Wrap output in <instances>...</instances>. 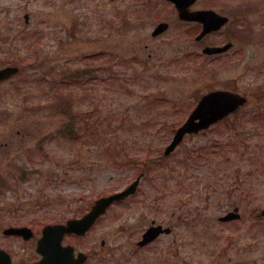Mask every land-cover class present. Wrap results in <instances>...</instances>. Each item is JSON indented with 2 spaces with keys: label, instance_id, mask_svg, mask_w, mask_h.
Returning a JSON list of instances; mask_svg holds the SVG:
<instances>
[{
  "label": "rangeland",
  "instance_id": "rangeland-1",
  "mask_svg": "<svg viewBox=\"0 0 264 264\" xmlns=\"http://www.w3.org/2000/svg\"><path fill=\"white\" fill-rule=\"evenodd\" d=\"M254 3V13L238 23L245 30L232 53L209 66L197 47L187 48L190 41L150 39V24L108 35V10L97 0H0L2 63L25 67L0 88L11 93L0 110L49 119L41 132L48 158L27 163L37 137L18 148L14 181L28 183L12 194L19 211L0 212V225L32 223L39 237L45 224L76 218L143 175L134 196L63 244L87 254L88 264H264V0ZM216 4L231 15L239 3ZM145 43L160 45L158 56L148 59ZM134 48L143 56L135 58L139 64L125 53ZM75 72L93 74L85 81ZM212 89L233 91L247 104L164 157L175 129ZM66 101L64 114L76 117L77 131L93 124L94 134L57 133L68 123L61 113ZM10 201L5 194L2 202ZM233 207L240 218L219 221ZM152 220L172 233L138 247ZM34 248L35 242L4 240L11 257L30 258Z\"/></svg>",
  "mask_w": 264,
  "mask_h": 264
},
{
  "label": "flooded vegetation",
  "instance_id": "flooded-vegetation-1",
  "mask_svg": "<svg viewBox=\"0 0 264 264\" xmlns=\"http://www.w3.org/2000/svg\"><path fill=\"white\" fill-rule=\"evenodd\" d=\"M182 1H185V3L188 4L186 10L189 13L188 15L200 17L199 20L196 18L188 20L181 19L175 0H97V3L99 8L108 10L110 19V21L108 20L107 24L108 35L113 34L115 30L130 31L136 29V27H144L150 24V39L155 40L172 35V38H165V40L171 43L172 41L180 42L181 40L190 41L188 43L189 47L187 48L190 49L191 44L194 45L193 48L197 47V52L199 54L202 52L203 57L206 58L204 64L209 66L216 65L217 62L220 63L232 53L233 48L236 47L237 44L236 35L239 31L245 30V27L241 28L238 23L243 24L244 19L242 16L245 12L254 13L256 9L253 7L255 5L254 0ZM229 1H234L237 4L239 3L237 7L231 6L234 7L233 12L231 11V15L226 13L223 8L224 5H221V7L216 4L217 2L226 4ZM116 12L117 15L115 18ZM201 12L204 13L201 14ZM235 15L236 22L233 23L235 20L232 19ZM24 16H26V19H24L25 22L28 23V14L24 13ZM204 18L206 21L205 25L202 22V19ZM222 18L227 19L224 24H221ZM203 29L208 31L203 36H200V33L203 31ZM229 30L231 31L228 32ZM263 31L264 29H262L261 34H264ZM240 34H242V32H240ZM179 35H181L182 38H180ZM262 37L264 36L262 35ZM257 39L259 40V38ZM143 48H147L149 50L146 57L148 59H152L158 56L157 53H159L158 49H160V45L153 43L149 45L145 43ZM194 52L195 49H193L190 53L193 55ZM125 53L127 57H130L133 60L140 56L143 57L139 52L137 53V49L135 48L133 50H128V52L126 51ZM2 55V50H0V69L15 65L19 67V61H9L12 63L8 62L3 64L1 59ZM135 63L139 64L136 60ZM18 75L19 72L5 81H0V88H2L4 85H10V83H12V81ZM8 94H6L4 90L2 91L0 89V105H3L4 96H7ZM30 117L31 115H21L18 112L14 114L6 112V114H4V112L0 110V205L2 206H0V212L2 216L5 214L7 215L9 212L14 214L19 211V204L14 203L12 194L16 191H19V189H17L18 184L28 183V181H14L16 176L19 174V160L17 155L19 146H22L23 143H26L28 139L37 137V141L31 147H28L29 150L26 152L25 157L27 163H34L33 159L40 156L48 158V155L43 153V146L48 142V135L45 137L47 132L45 134H41V132L44 131L45 128H48L49 119L46 117L44 120H47V123H39L36 120L30 119ZM28 170L30 169H27V171ZM139 186L140 185H138L137 190L140 188ZM5 194H8L10 196V200L12 201L9 203L2 202ZM132 196H129L124 201L128 200ZM31 202H34L33 199H31ZM118 203H115L114 205ZM233 210L239 211L238 207H233L230 211ZM151 224L161 225L160 223H156L154 220L151 221ZM24 226L30 227L34 232L32 223H27L26 225L24 224ZM170 230L171 232L165 236H169L172 233V229ZM162 236L164 235L161 234L157 239ZM5 239H14L31 244L35 242L36 246L38 237L35 235V232L34 238L29 241H23L19 237H5L3 235V226L0 225V249L4 250ZM39 259L40 256L35 252L34 248V256L25 259L11 257L10 262L11 264L33 263ZM3 261L4 259L0 258V264H2ZM87 261L83 264H88Z\"/></svg>",
  "mask_w": 264,
  "mask_h": 264
},
{
  "label": "water",
  "instance_id": "water-1",
  "mask_svg": "<svg viewBox=\"0 0 264 264\" xmlns=\"http://www.w3.org/2000/svg\"><path fill=\"white\" fill-rule=\"evenodd\" d=\"M175 2L181 19H200V17L188 15L189 13L186 11L188 4H186L185 1L175 0ZM203 13L204 12H201V14ZM226 21V18H222L221 24H224ZM202 22L204 25L206 24L205 18L202 19ZM207 31L208 30L205 29L203 34ZM12 71L13 69L10 68L0 71V79L6 78ZM245 102L246 99L244 97L228 91H212L204 95L198 102L196 108L191 112L186 122L176 131L171 143L165 149L164 155L170 154L177 145L181 143L186 134H195L200 130L208 128L228 114L236 111L238 107ZM137 181H139V178L125 190L97 199L91 209L79 219H70L64 224L46 225L43 228L41 238L37 241L36 247V251L41 255V260L34 264H82L86 256L79 253L75 258L73 248L71 246L62 245L63 237L66 234L83 236L91 228L95 220L106 211L110 204L122 200L135 192ZM261 215L264 216V209L261 211ZM238 218V214L230 213L221 217L220 220L228 221ZM162 231L160 226L148 229L143 235V240L139 245L154 240ZM164 231L169 232L168 229ZM4 234L21 236L24 240H28L33 236L30 229L25 227L7 228L4 230ZM0 258L7 260V262L3 264H10L9 255L2 250H0Z\"/></svg>",
  "mask_w": 264,
  "mask_h": 264
}]
</instances>
